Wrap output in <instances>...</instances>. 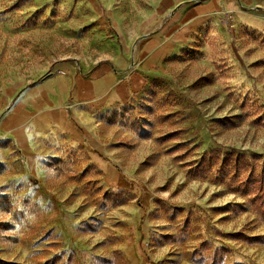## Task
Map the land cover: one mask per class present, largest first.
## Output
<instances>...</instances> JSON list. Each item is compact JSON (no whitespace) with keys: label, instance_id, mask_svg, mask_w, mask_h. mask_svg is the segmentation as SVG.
Returning a JSON list of instances; mask_svg holds the SVG:
<instances>
[{"label":"rangeland","instance_id":"1","mask_svg":"<svg viewBox=\"0 0 264 264\" xmlns=\"http://www.w3.org/2000/svg\"><path fill=\"white\" fill-rule=\"evenodd\" d=\"M157 3L0 0V98L61 63L139 68ZM237 6L77 136H31V163L0 141V264H264V24Z\"/></svg>","mask_w":264,"mask_h":264},{"label":"crops","instance_id":"2","mask_svg":"<svg viewBox=\"0 0 264 264\" xmlns=\"http://www.w3.org/2000/svg\"><path fill=\"white\" fill-rule=\"evenodd\" d=\"M243 3L253 4L257 8L251 13L253 19L264 24V0H158L135 52L142 57L139 68L122 57L80 66L61 63L39 80L12 85L0 98V141L31 163V136L46 134L52 127L77 136L82 124L74 116L80 122L141 92L154 76L155 60L183 51L197 27L209 18L215 25L222 13L227 17L245 13L237 6ZM5 153L1 147L0 155Z\"/></svg>","mask_w":264,"mask_h":264}]
</instances>
